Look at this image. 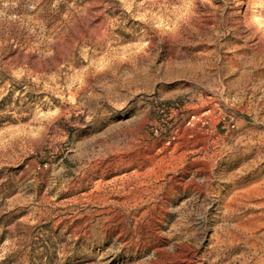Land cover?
<instances>
[{
	"label": "rangeland",
	"instance_id": "rangeland-1",
	"mask_svg": "<svg viewBox=\"0 0 264 264\" xmlns=\"http://www.w3.org/2000/svg\"><path fill=\"white\" fill-rule=\"evenodd\" d=\"M0 264H264V0H0Z\"/></svg>",
	"mask_w": 264,
	"mask_h": 264
},
{
	"label": "built area",
	"instance_id": "built-area-1",
	"mask_svg": "<svg viewBox=\"0 0 264 264\" xmlns=\"http://www.w3.org/2000/svg\"><path fill=\"white\" fill-rule=\"evenodd\" d=\"M209 111H210V110H206L205 113H207V112H209ZM195 118H196V115H193L191 119L193 120V119H195ZM192 120H190L189 123H191ZM231 127H235V123L231 124Z\"/></svg>",
	"mask_w": 264,
	"mask_h": 264
}]
</instances>
